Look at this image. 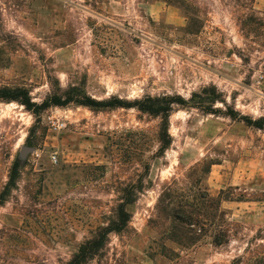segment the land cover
Here are the masks:
<instances>
[{
    "label": "rangeland",
    "instance_id": "1",
    "mask_svg": "<svg viewBox=\"0 0 264 264\" xmlns=\"http://www.w3.org/2000/svg\"><path fill=\"white\" fill-rule=\"evenodd\" d=\"M182 2L0 0V89L36 104L0 101V196L23 164L0 264L69 262L126 200L129 226L90 264H264V130L243 120L264 117V0ZM208 87L227 105L177 109L166 152L161 119L136 108L38 107L75 89L133 102Z\"/></svg>",
    "mask_w": 264,
    "mask_h": 264
},
{
    "label": "trees",
    "instance_id": "2",
    "mask_svg": "<svg viewBox=\"0 0 264 264\" xmlns=\"http://www.w3.org/2000/svg\"><path fill=\"white\" fill-rule=\"evenodd\" d=\"M241 5L249 7L253 6L256 0H236ZM170 3H174L184 9L185 8L182 0H168ZM23 97V98H22ZM77 98L79 100H77ZM198 99V101L196 100ZM0 101L12 102L17 101L24 105L28 110H32V107L36 104L32 103L31 97L28 93L23 94L22 96L16 97L11 96V92L6 89H0ZM219 101H222L225 106L227 105L226 101L218 95L216 88L208 87L202 89V92L194 93L192 96L186 100L182 96L175 95H163V96H146L135 101L122 100L119 98L111 97L110 99L105 100H96L90 97L86 92L81 89H75L65 92L63 96L53 95L46 99L41 105H39L40 111L47 110L53 106H68L70 104L81 105L89 107L94 110H103V109H117L125 108L131 109L136 108L137 110L147 113L161 119V128H160V145L161 151L166 152L172 144L171 136L169 133L170 129V119L172 114L177 109H188V108H198L204 111L207 114L210 113H220L219 110L215 107V104ZM231 118H237V113L232 111L230 113H225ZM248 126L264 130V117L259 120L253 121L249 118H243ZM23 164L20 159H16L15 163L10 172L9 182L5 188V192L0 196V207L6 202V192L16 188L18 179L22 173ZM126 196L129 194L125 190ZM129 199V198H128ZM132 203L131 200H126L116 209L115 220L110 222L108 225L99 228L96 235L93 236L90 240L86 241L75 253L69 262L65 264H90L96 258L102 256L104 249L106 248L109 242V236L112 233H121L128 226L131 221V214L127 209V206ZM181 211H178L174 215L175 219H178L182 222H185L179 217Z\"/></svg>",
    "mask_w": 264,
    "mask_h": 264
},
{
    "label": "water",
    "instance_id": "3",
    "mask_svg": "<svg viewBox=\"0 0 264 264\" xmlns=\"http://www.w3.org/2000/svg\"><path fill=\"white\" fill-rule=\"evenodd\" d=\"M34 151H35V149L33 147H30V146H22L21 147V150H20L21 157L23 159H25L29 153H32Z\"/></svg>",
    "mask_w": 264,
    "mask_h": 264
},
{
    "label": "built area",
    "instance_id": "4",
    "mask_svg": "<svg viewBox=\"0 0 264 264\" xmlns=\"http://www.w3.org/2000/svg\"><path fill=\"white\" fill-rule=\"evenodd\" d=\"M51 158L54 164L58 163V157L56 155H52Z\"/></svg>",
    "mask_w": 264,
    "mask_h": 264
}]
</instances>
